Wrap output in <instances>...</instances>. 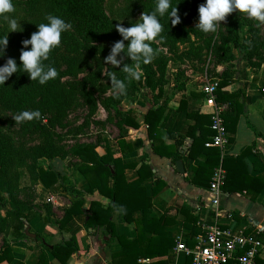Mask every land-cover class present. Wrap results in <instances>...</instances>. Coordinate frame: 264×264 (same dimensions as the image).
I'll return each mask as SVG.
<instances>
[{"label": "trees", "instance_id": "obj_1", "mask_svg": "<svg viewBox=\"0 0 264 264\" xmlns=\"http://www.w3.org/2000/svg\"><path fill=\"white\" fill-rule=\"evenodd\" d=\"M123 1L127 3L126 10L136 7L141 13L151 11L155 3V0ZM203 2L204 0H171L172 5L177 7L179 23L171 24L166 15L160 18L163 26L160 36L163 40L158 37L151 42L155 50L153 59L148 64L141 65L143 75L139 80L126 81V94L114 98L110 90L109 77H106L108 84L101 85L106 65L104 57L108 55L111 45L121 39L119 35H115V23L110 12L107 13V0H12L14 10L5 15L16 18L17 12L21 10L18 23L22 31L7 34L8 43L4 50L5 54L0 57L2 65L8 58H12L19 66L21 41L28 39L30 34L37 30L36 24L46 22L44 17L47 14L60 16L66 22H70L72 28L61 34L59 46L49 53V59L45 61L57 70L58 75L54 80L40 85L30 81L25 73L18 71L12 74L4 85H0V110L13 116L25 110L40 112L39 119L24 121L19 125L24 132H29L32 128L37 137L42 140L38 144L23 147L22 144H17L9 134L0 130V209L3 211V215L0 214V232L5 237L11 235L13 239H17L22 234L24 221L29 222L35 217V213L17 199L21 176L27 175L31 186L41 184L45 188H51L58 184L60 176L50 166L43 167L39 161L70 158L76 160L73 167L84 178L87 189L82 192L76 190L79 200L65 208L62 218L57 221L60 230L66 228L74 215L83 213V194L97 192L109 202L105 206L96 201L90 202L85 212L86 220L83 226L85 229L101 228L109 233L111 239L115 238L122 247V251L117 255L120 259H128L132 255V261L127 264H138L139 258L163 257L170 247H173L174 243L170 242V239L167 240L166 245L163 244L165 246L161 247L165 242L163 216L149 220L145 218L146 209L151 206L152 199L146 197L145 190L141 187L144 176H139L136 181L130 183L125 182L126 166L119 159L112 157L110 147L106 146L105 153L100 156L95 151L96 144L75 142L72 145H65L61 143L63 136L54 133V129L62 123L71 109L82 106L86 108L88 116H93L98 105L107 113V119L110 121L109 116L112 111L114 118H118L115 123L117 127L129 125L138 128V124L130 117V112L125 117L121 115L119 104L135 94L144 96V90L151 93L153 100L159 98L167 84V65L171 62L172 56L177 55L178 46L184 44L188 46L186 57H200L202 48L193 45V38L197 40L203 36V32L195 29L197 7ZM238 25L239 22L232 19L226 34L221 33L219 28L216 32L221 35L225 48L231 46L237 51L239 59L245 60L251 66L259 67L260 62L254 58L257 54L258 40L254 33L249 39L245 35L240 36ZM6 33L7 21L0 17V36ZM110 37L115 39L107 43L106 39ZM202 43L203 49L209 46V53L217 52L214 44L209 45L208 39H204ZM223 56L222 59L225 58ZM253 59L256 62L252 61ZM261 62L264 63V60ZM123 63L131 62L124 58ZM120 67L122 64L115 69L114 74L117 78L124 79L125 74ZM229 73V69H225L217 77L214 95L217 103L228 105V110L222 118L225 129L232 133L235 131L239 116L243 113V104L238 102L239 95H224L220 91L228 84ZM180 79L181 75H176L174 80V87L178 91L183 89L184 81ZM261 90L264 94V74ZM108 92L111 94H107ZM97 93L101 94L100 99L96 97ZM161 114V107L150 108L142 117L149 139L154 140ZM186 116L195 121L186 134L192 140L187 150L188 157L193 159L196 156H202L204 158L193 170L192 183L208 186L213 170L220 165L225 172L221 192L245 193L251 200H255L263 188L264 179L255 176L248 177L245 181L241 180L242 175L247 176L243 164L247 150L233 159H220L219 149L204 147V143L209 141L213 134L210 129V118L197 113H187ZM230 141L231 139L228 143ZM180 144L177 140L175 141L176 147ZM161 148V145L160 147L153 145L156 153L160 154L158 149ZM169 150L170 153L167 155L171 160L181 159V153ZM144 167L141 165L138 171ZM118 208L122 210L126 222L135 224L136 237L132 241L114 234L110 219L112 212ZM136 211H141V217H133L132 214ZM49 212L47 207L46 214H50ZM148 231H152L154 237L146 238L145 233ZM258 238L264 243L262 236ZM138 242H142L145 246L138 248ZM152 245L156 246L152 247ZM46 249L61 264L67 262L78 250L73 237L51 247L47 246ZM2 262L23 264L13 262L11 248L5 241L0 246V264ZM37 264H48L45 252L39 254ZM150 264L167 263L164 260H158ZM256 264H264V260L262 262L257 260Z\"/></svg>", "mask_w": 264, "mask_h": 264}, {"label": "crops", "instance_id": "obj_2", "mask_svg": "<svg viewBox=\"0 0 264 264\" xmlns=\"http://www.w3.org/2000/svg\"><path fill=\"white\" fill-rule=\"evenodd\" d=\"M211 69L216 75L213 80L216 81L227 68L217 64L212 65ZM229 71L228 84L220 91L224 95H239L238 102L243 104V113L237 120L235 131L232 133L227 131L231 141L224 149H219L220 159H233L247 150L243 158L247 176L242 175L241 180L245 181L248 177L255 176L264 179V94L261 90L264 63L260 62L259 67L251 66L245 60L238 59L233 69ZM188 78L180 91L175 89L174 82L167 83L162 95L156 100L150 96L143 98L137 94L124 99L118 106L121 115L125 117L130 112V117L138 124V128L129 125H121L119 128L115 125L118 118L110 115L109 117L112 118L110 121L103 108L99 109L102 114L97 120L102 122L103 126L108 123L115 134L106 130L107 132L101 135V139H97V143H94L96 153L101 156L105 153V147H110L112 157L119 159L126 166L124 179L127 183L136 181L139 176L145 177L141 187L145 190L146 197L152 199L151 206L146 209L145 218L149 220L163 216L165 242L161 247L166 245L168 239L174 243L163 257L139 258L138 264H150L158 260H164L167 264H185L187 260L183 254L174 251L176 241L184 240L188 246H192L204 233V229L211 225H218L235 233H259L258 237L264 238V184L255 200H251L245 193H223L219 204L221 216L215 217L203 206L209 200L208 186L192 183L193 170L204 158L188 157L187 150L192 140L186 134L195 121L186 114L197 113L211 118L216 108H221L223 115L228 110V105L217 103L215 95L213 101L204 92L203 88L213 81L212 79L195 73L189 74ZM158 107H161L162 114L153 140L148 137L142 117L150 108ZM176 140L181 143L179 147L175 145ZM153 145L158 147L161 145L162 148L158 149L160 154L153 150ZM167 148L171 149V152L181 153V159L177 161L181 162L183 173L176 170L177 161L168 157L170 150ZM67 160L76 163V160L70 158L41 160L44 162L43 167L50 166L60 176L58 184L51 188H45L41 184L36 185L37 192L52 199L50 205L52 214L39 212L41 216L29 222L24 221L22 234L17 239H13L11 235L6 237L13 262L37 264L39 254L45 252L48 264H61L49 254L46 247L70 237L76 240L78 250L64 264H127L132 261V255L128 259H120L117 256L122 251V247L115 238L109 237L107 231L101 228H84L85 212L90 202L96 201L104 206L109 202L97 192L83 194V213L74 215L63 230L58 228L57 221L62 218L65 208L79 200L76 190L82 192L87 189L84 178L73 165L67 169L64 167L63 164ZM141 165L145 167L138 171ZM132 215L134 218H139L142 213L136 211ZM110 220L115 235L123 236L130 241L135 239V224L124 220L120 208L112 212ZM26 232L33 237L28 236ZM145 237L150 239L154 234L148 231ZM138 244V248L145 246L142 242ZM263 260L264 256L259 259L260 262Z\"/></svg>", "mask_w": 264, "mask_h": 264}, {"label": "clouds", "instance_id": "obj_3", "mask_svg": "<svg viewBox=\"0 0 264 264\" xmlns=\"http://www.w3.org/2000/svg\"><path fill=\"white\" fill-rule=\"evenodd\" d=\"M13 10L12 0H0V17L7 21V33L0 36V57L5 54L4 50L8 43L7 34L22 31L15 17L5 15L12 13ZM233 12L247 19L264 23V0H204L197 7L198 16L195 29L203 33L216 32L226 16ZM165 15L171 24L179 23L177 7L172 5L171 0H155L153 9L149 12H142L135 22L130 23L129 27L119 24L115 26L121 39L111 45L108 55L104 57V64L114 67L122 64L120 70L125 77L120 79L114 73H108L110 90L114 98L126 94V81H135L142 77L141 65L148 64L155 55L151 42L158 37L163 40L160 36L163 27L160 18ZM44 20L46 22L36 24L37 30L31 33L28 39L21 41L19 66L12 58H8L3 65H0V85H4L5 81L18 71L25 73L30 81H35L40 85L57 77L56 68L50 63L46 64L45 61L49 59V53L59 46L61 34L70 30L72 24L53 14H47ZM124 58L131 63H123ZM40 115L38 110H25L12 118L16 123H21L39 119Z\"/></svg>", "mask_w": 264, "mask_h": 264}, {"label": "rangeland", "instance_id": "obj_4", "mask_svg": "<svg viewBox=\"0 0 264 264\" xmlns=\"http://www.w3.org/2000/svg\"><path fill=\"white\" fill-rule=\"evenodd\" d=\"M106 7L107 13L110 12V16L113 19L115 26L119 24L123 27H129L130 23L135 22L141 14V12L136 9V7H132L131 9L126 10L128 6L127 3H125L123 0H107ZM20 12L22 13L21 10L17 12V21L19 20ZM232 19H236L239 22L237 29L240 31V36L245 35V37L249 39L252 33H254V36L258 40L257 54L254 58L258 62L263 61L264 23H259L254 20L247 19L243 15L238 14L237 12H233L231 14H228L225 20L221 22V27H219L221 33L226 34L228 32L229 22ZM115 35H119L116 30ZM114 39L115 37L107 38L106 42L109 43L110 41H114ZM204 39L209 40V45H215L217 51L216 53H209V46L203 49L202 41ZM193 45L202 48L200 57H186L188 46L185 44L178 46L177 55L172 56L171 62H169L167 65V83L174 82V80L176 79V75H181L180 80L186 81L187 79H189L188 75L192 73L199 74V76L203 77L206 76L208 79L213 80L216 75L213 73V69H211L212 65H223L227 69L232 70L234 64L239 59L237 57V51L234 50L231 46L225 48L221 35L217 32L203 33L202 38L197 40L196 38H193ZM228 50H230V52H228ZM222 56L225 58L222 59ZM0 65H2L1 59ZM117 68L118 67H114L111 65H105L102 75V77L104 76V78L101 80V85L108 84L109 81L106 78L109 77L108 73H115V69ZM143 93V98H147L148 96L151 97V93L148 90H144ZM107 94H111V92H108ZM137 95L141 96L140 94ZM96 97L100 99L101 94L97 93ZM100 107L101 106L98 105L97 111L93 116H88L86 108L82 106H77L71 109L68 112L67 116L62 120V123L56 126L54 129V133L63 136V140L61 143L65 145H72L75 142L94 144L97 143V139H101V135L105 134V132L107 131L109 132V130L111 133L115 134L113 129L109 127L108 123L104 124L103 126L102 122L97 120V117L102 114L99 111ZM110 115H112L111 111ZM12 117V114L0 110V130L9 134L17 144H22L23 147H29L30 145L38 144L42 141L37 137L32 128L29 132H24L19 123H16ZM43 123H45V121ZM39 163L43 166L44 162L40 160ZM63 165L67 169L71 168L74 163L71 160H67ZM17 199L20 203H22L23 205L25 204L32 210L33 213H35L34 218L40 215L39 212L41 214L43 212H47V207L49 208V213L52 214L50 209V205L52 203L50 202L49 197L42 196L41 193L37 192L36 186L30 185L28 177L25 174L20 178V185L17 191ZM0 214L3 215L2 209H0ZM6 237L0 232V246L3 241L6 242Z\"/></svg>", "mask_w": 264, "mask_h": 264}, {"label": "built area", "instance_id": "obj_5", "mask_svg": "<svg viewBox=\"0 0 264 264\" xmlns=\"http://www.w3.org/2000/svg\"><path fill=\"white\" fill-rule=\"evenodd\" d=\"M216 87L217 83L213 80L203 88L213 101ZM210 129L213 134L210 140L204 143V147L224 149L228 145L229 134L224 126L221 108H216L211 114ZM224 178L225 172L219 165L213 170L207 187L208 203L203 204L215 217L221 216L219 204ZM49 200L53 202L50 197ZM258 234L235 233L230 229L211 225L204 229V233L192 246H188L184 240H177L174 251L183 254L187 260L185 264H256V261L264 256V243L258 238Z\"/></svg>", "mask_w": 264, "mask_h": 264}, {"label": "water", "instance_id": "obj_6", "mask_svg": "<svg viewBox=\"0 0 264 264\" xmlns=\"http://www.w3.org/2000/svg\"><path fill=\"white\" fill-rule=\"evenodd\" d=\"M175 168H176V170H177L178 172L183 173L182 164H181L180 161H177V162L175 163ZM26 234H27L28 236L33 237V235H29L27 232H26Z\"/></svg>", "mask_w": 264, "mask_h": 264}]
</instances>
